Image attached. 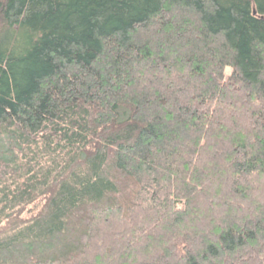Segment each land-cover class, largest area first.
Returning <instances> with one entry per match:
<instances>
[{"label":"trees","instance_id":"16d2710c","mask_svg":"<svg viewBox=\"0 0 264 264\" xmlns=\"http://www.w3.org/2000/svg\"><path fill=\"white\" fill-rule=\"evenodd\" d=\"M0 264H264V0H0Z\"/></svg>","mask_w":264,"mask_h":264}]
</instances>
